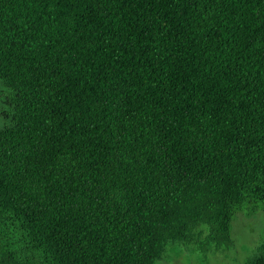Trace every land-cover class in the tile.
Instances as JSON below:
<instances>
[{"label": "trees", "instance_id": "obj_1", "mask_svg": "<svg viewBox=\"0 0 264 264\" xmlns=\"http://www.w3.org/2000/svg\"><path fill=\"white\" fill-rule=\"evenodd\" d=\"M0 85V264L217 252L264 210V0H0Z\"/></svg>", "mask_w": 264, "mask_h": 264}, {"label": "rangeland", "instance_id": "obj_2", "mask_svg": "<svg viewBox=\"0 0 264 264\" xmlns=\"http://www.w3.org/2000/svg\"><path fill=\"white\" fill-rule=\"evenodd\" d=\"M5 91L0 85V128L7 125L2 112H8L7 105L3 102ZM232 246L217 252L204 254L195 246L168 249L164 261L158 264H245L246 258L251 254L255 243L264 235V210H259L247 216L240 213L232 222Z\"/></svg>", "mask_w": 264, "mask_h": 264}]
</instances>
